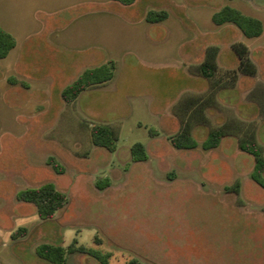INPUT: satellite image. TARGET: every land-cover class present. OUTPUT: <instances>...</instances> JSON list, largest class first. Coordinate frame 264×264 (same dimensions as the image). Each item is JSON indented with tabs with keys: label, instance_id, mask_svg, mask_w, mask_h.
<instances>
[{
	"label": "rangeland",
	"instance_id": "obj_1",
	"mask_svg": "<svg viewBox=\"0 0 264 264\" xmlns=\"http://www.w3.org/2000/svg\"><path fill=\"white\" fill-rule=\"evenodd\" d=\"M225 6L264 19V0H0L17 42L0 58V264H51L39 245L75 239L98 258L68 253L66 264H264V187L240 146L255 140L264 155V135L261 121L239 116L263 85L239 70L233 45L247 43L260 64L264 50L213 20ZM151 10L168 16L151 22ZM207 60L218 65L212 78L201 73ZM109 61L112 79L64 100L65 86ZM97 123L118 133L115 151L93 143ZM187 126L199 145L179 149L171 136ZM217 127L227 135L204 149ZM136 142L145 160L133 159ZM49 182L68 200L44 219L17 194ZM21 226L27 234L14 238Z\"/></svg>",
	"mask_w": 264,
	"mask_h": 264
},
{
	"label": "trees",
	"instance_id": "obj_2",
	"mask_svg": "<svg viewBox=\"0 0 264 264\" xmlns=\"http://www.w3.org/2000/svg\"><path fill=\"white\" fill-rule=\"evenodd\" d=\"M123 4H132L135 0H116ZM168 16L166 10H151L147 14L149 21H162ZM213 20L217 24L233 22L241 28L247 37H257L263 33V21L255 16L244 14L240 9L232 6H225L213 15ZM16 39L0 23V58L6 57L16 46ZM234 50L240 58L239 70L248 75H256L258 71L257 64L251 56L249 46L243 42H236L233 45ZM114 61L107 64L90 67L85 69L72 83L64 87L62 96L68 103L74 102L79 95L91 85L103 83L114 77ZM218 71V65L213 60L205 61L201 66L203 76L212 78ZM227 131L222 127H217L209 132L208 137L202 143L204 149L216 148L220 145L222 138L227 135ZM92 140L95 145L105 147L110 151L117 149L118 133L107 123H97L91 128ZM155 135V133H152ZM173 145L179 149L195 148L199 145L198 140L193 134L191 127L181 130L171 136ZM240 146L243 150L253 154L256 158L255 167L252 173L253 179L264 187V155L260 145L255 140H241ZM131 152L133 159L140 161L148 158L146 146L142 142H136ZM48 163L58 172H63L61 166L54 157H50ZM17 198L21 201L33 203L37 207L39 215L44 219L52 218L57 210L63 208L67 203L68 196L63 190H60L54 183L49 182L38 187H29L18 192ZM28 232L26 226H21L12 236L18 238ZM75 239L67 247L50 243H43L38 247L39 256L51 264H66L68 253H85L94 257L98 256L84 245H78ZM101 264H108L107 261L101 260ZM124 264H146L134 258Z\"/></svg>",
	"mask_w": 264,
	"mask_h": 264
},
{
	"label": "crops",
	"instance_id": "obj_3",
	"mask_svg": "<svg viewBox=\"0 0 264 264\" xmlns=\"http://www.w3.org/2000/svg\"><path fill=\"white\" fill-rule=\"evenodd\" d=\"M261 20L263 21V25H264V19H261ZM256 38L261 39L260 40V43L256 46V49H263L264 50V30H263V33L260 36H257ZM249 48H250V46H249ZM250 51H251V56H252L253 60L255 61V63L257 64V67H258L257 74L255 75L257 77V81H256V84H255V88L259 84H262L263 87H262V90L258 92L259 94L258 95L256 94V96H255L254 99H252V100H246V102H244L242 104L243 106L241 107V109L239 111V116H240L241 120H253V119H255V120L261 121V125H258V131H259L258 133H260L259 136H261V135L263 136L264 135V63L263 64H260L258 62V60L255 58V56H254L253 51H252L251 48H250ZM214 60L217 63L220 64V61H218V59H214ZM259 81H261V83ZM194 89L197 90V93L198 94H202V92L205 91V90H202V88L199 86V84L196 87H194ZM230 94L231 93H225V94L222 95V98H224V99L231 98L230 97ZM231 106L232 105H227L223 109H227L228 112L230 113V116L232 117L233 114L230 112ZM220 108H222V107H220ZM216 110H217V108L211 107L209 109V116L212 115V113H214V111L216 112ZM208 135H209V133H208ZM221 143H222V141H221ZM48 263H50V262H48Z\"/></svg>",
	"mask_w": 264,
	"mask_h": 264
}]
</instances>
